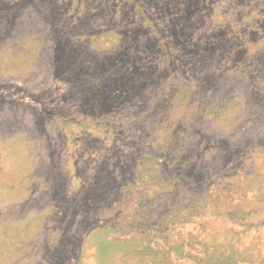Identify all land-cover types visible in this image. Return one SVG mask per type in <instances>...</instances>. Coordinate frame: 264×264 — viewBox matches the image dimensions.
<instances>
[{
    "label": "rangeland",
    "instance_id": "obj_1",
    "mask_svg": "<svg viewBox=\"0 0 264 264\" xmlns=\"http://www.w3.org/2000/svg\"><path fill=\"white\" fill-rule=\"evenodd\" d=\"M0 264H264V0H0Z\"/></svg>",
    "mask_w": 264,
    "mask_h": 264
}]
</instances>
